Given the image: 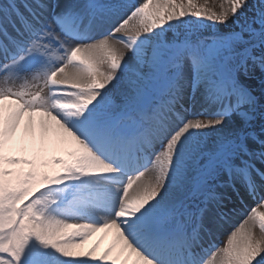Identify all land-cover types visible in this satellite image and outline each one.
<instances>
[{"label":"snow or ice","instance_id":"6c2138e0","mask_svg":"<svg viewBox=\"0 0 264 264\" xmlns=\"http://www.w3.org/2000/svg\"><path fill=\"white\" fill-rule=\"evenodd\" d=\"M207 2L0 0V264H264V0Z\"/></svg>","mask_w":264,"mask_h":264},{"label":"bare ground","instance_id":"6f19581e","mask_svg":"<svg viewBox=\"0 0 264 264\" xmlns=\"http://www.w3.org/2000/svg\"><path fill=\"white\" fill-rule=\"evenodd\" d=\"M219 0L214 1V4L217 5ZM216 11H219V8L216 7ZM68 71V69H66ZM6 105L11 104V102H5ZM37 121L41 119V114L36 115ZM27 125V118H25L24 123L22 124V130ZM6 156L12 157L16 156L21 158L22 160H36V167L41 172V174L53 175L60 171L59 165L54 163L56 157H61L63 159H68V153L64 151H58L53 149L52 147H47L46 149L42 147L39 140L33 142L30 139L25 140L22 133L17 135L10 150L6 151ZM6 167L12 168L17 172H27L32 169L33 165L29 164H19V165H8L6 163ZM135 188V185L133 186ZM132 190H130L131 192ZM242 219V218H241ZM237 220V219H236ZM240 220V219H238ZM237 220V221H238ZM73 231V230H69ZM225 237H220V239H224ZM115 243L114 233L110 230H105L103 232L95 233L87 242L81 244L75 251L78 254H85L90 251L92 248H96L95 256L103 255L109 247H112ZM117 254L114 253L110 259H116ZM124 257H119V264H123ZM131 264V262H129Z\"/></svg>","mask_w":264,"mask_h":264},{"label":"rangeland","instance_id":"374dc122","mask_svg":"<svg viewBox=\"0 0 264 264\" xmlns=\"http://www.w3.org/2000/svg\"><path fill=\"white\" fill-rule=\"evenodd\" d=\"M214 1L216 0H208L207 2V7L208 8H212L215 4H214ZM194 2L199 5V6H204L205 5V0H194ZM185 3H187V0H185ZM110 259V257H109ZM111 260V259H110Z\"/></svg>","mask_w":264,"mask_h":264}]
</instances>
